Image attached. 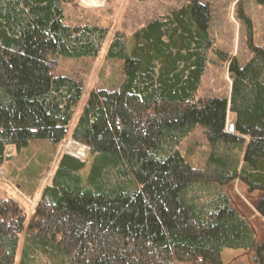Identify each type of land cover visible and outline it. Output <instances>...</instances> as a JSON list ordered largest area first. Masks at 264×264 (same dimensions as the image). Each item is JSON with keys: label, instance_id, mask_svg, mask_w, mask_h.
Masks as SVG:
<instances>
[{"label": "trees", "instance_id": "trees-1", "mask_svg": "<svg viewBox=\"0 0 264 264\" xmlns=\"http://www.w3.org/2000/svg\"><path fill=\"white\" fill-rule=\"evenodd\" d=\"M64 4L0 0V170L33 142L70 136L89 150L60 157L27 230L19 205L0 202V264H17L22 235L19 264H224L226 250L264 264V241L226 191L240 180L260 192L264 219V48L250 35L252 59L229 66L230 98L199 99L212 12L192 0L131 39L115 35L108 59L123 62V81L93 91L70 132L85 86L55 77L58 60L97 58L109 30L66 25ZM198 128L202 170L181 152Z\"/></svg>", "mask_w": 264, "mask_h": 264}, {"label": "rangeland", "instance_id": "rangeland-1", "mask_svg": "<svg viewBox=\"0 0 264 264\" xmlns=\"http://www.w3.org/2000/svg\"><path fill=\"white\" fill-rule=\"evenodd\" d=\"M192 0H66L63 5L66 25L92 24L109 30L106 43L97 58L81 60L59 58L55 77H70L84 83L85 91L78 106L70 132L76 126L90 94L97 90H115L123 81V62L109 60L108 53L115 35L131 39L150 21L166 16ZM209 4L212 12L210 34L214 49L209 53L208 66L198 98L217 97L229 99L231 95L230 63L244 67L253 57L250 35L255 46L264 48V0H200ZM251 30V32H250ZM251 33V34H250ZM234 125L233 117L228 128ZM74 144L70 136L54 148L47 141L33 142L21 155L7 162L0 170V202L15 201L26 217V230L32 220L44 188L50 184L60 157L72 154L67 151ZM76 144V143H75ZM78 145V144H76ZM79 146V145H78ZM81 147V146H80ZM87 160L89 150L81 147ZM186 163L194 170H202L209 156V146L202 128L189 137L181 148ZM9 155H15L12 149ZM79 154V151L78 153ZM85 154V155H84ZM226 191L233 207L246 219L256 232V244L264 241V219L256 211L260 192H251L240 180L230 183ZM25 235L21 236L20 253ZM224 264H258L255 252L226 250Z\"/></svg>", "mask_w": 264, "mask_h": 264}, {"label": "bare ground", "instance_id": "bare-ground-1", "mask_svg": "<svg viewBox=\"0 0 264 264\" xmlns=\"http://www.w3.org/2000/svg\"><path fill=\"white\" fill-rule=\"evenodd\" d=\"M67 151L68 152H70V153H72V154H74L75 156L77 155V156H83V153L82 152H80L81 151V147L80 146H78V145H76V144H69V146H68V148H67ZM78 151H79V154H77L78 153ZM85 155V154H84Z\"/></svg>", "mask_w": 264, "mask_h": 264}, {"label": "water", "instance_id": "water-1", "mask_svg": "<svg viewBox=\"0 0 264 264\" xmlns=\"http://www.w3.org/2000/svg\"><path fill=\"white\" fill-rule=\"evenodd\" d=\"M228 132L230 133V134H233L234 132H235V127H234V125H232L231 127H229L228 128ZM70 155V154H69ZM72 155V154H71Z\"/></svg>", "mask_w": 264, "mask_h": 264}]
</instances>
